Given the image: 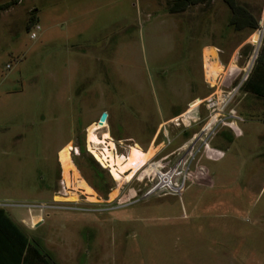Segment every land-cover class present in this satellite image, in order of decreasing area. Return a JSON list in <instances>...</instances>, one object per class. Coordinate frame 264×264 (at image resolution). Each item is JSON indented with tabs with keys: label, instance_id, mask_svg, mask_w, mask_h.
<instances>
[{
	"label": "rangeland",
	"instance_id": "obj_1",
	"mask_svg": "<svg viewBox=\"0 0 264 264\" xmlns=\"http://www.w3.org/2000/svg\"><path fill=\"white\" fill-rule=\"evenodd\" d=\"M237 1L258 23L262 15L264 29V0ZM167 3L17 0L0 12V207L17 223L35 211L33 229L21 227L43 250L52 236V249L65 251L60 264H97L95 255L99 264H264L262 101L239 89L230 107L241 136L218 127L208 145L223 158L211 162L200 152L189 165L207 176L205 185L173 193L167 180L141 173L155 168L154 155L157 162L186 141L170 128L169 145L160 134L153 143L159 124L216 86L237 83L263 35L255 45L259 24L253 33L226 28L220 0L176 15ZM32 10L36 22L27 29ZM244 41L248 49L238 48ZM228 68L231 78L220 85ZM101 113L106 121L90 128ZM79 147L83 156H74ZM100 171L105 193L93 188ZM65 235L70 241L61 242Z\"/></svg>",
	"mask_w": 264,
	"mask_h": 264
},
{
	"label": "built area",
	"instance_id": "obj_2",
	"mask_svg": "<svg viewBox=\"0 0 264 264\" xmlns=\"http://www.w3.org/2000/svg\"><path fill=\"white\" fill-rule=\"evenodd\" d=\"M35 29H38V27L35 26ZM35 36L34 32H30L28 35L29 39H34ZM253 61L254 59L249 62L241 79L230 86L226 91H222L220 88L217 89L218 86H216V89L207 98L198 99L199 104L190 107L189 103L191 102H189L181 113L166 121H162L153 138V143L160 134L163 139L161 144L169 145L168 130H170V128L175 130L180 129L182 130L181 134L184 136V133H186L188 137L183 145L162 157L157 162L153 160L154 155L149 164L154 165L155 168L148 170L147 164L144 166L145 169L144 167L141 169V173L151 171L153 172L152 176L157 178L159 182L167 180V182L163 183H166V188L173 193H179L184 188L185 183L199 186L205 185L207 183V176L197 172H191L189 170V165L200 152L203 153L206 160L211 162H216L223 158V152L211 149L208 145L209 140L215 134L218 127H226L235 137L241 136V132L236 126V121H240V118L235 113V110L230 107V103L238 94ZM228 69V71L226 70L224 72L227 79L224 78L225 80L223 79L220 82L221 84L219 83L220 85L229 82L232 68ZM209 88L211 89L214 87L213 85H209ZM201 106L205 112V117L203 118L199 115V108ZM73 155H77L76 149L73 150ZM174 155L176 159L173 158ZM162 160L164 161L163 164H159ZM161 169H165L164 172H161ZM159 184L160 183L154 184V186L148 190V194L157 190Z\"/></svg>",
	"mask_w": 264,
	"mask_h": 264
},
{
	"label": "trees",
	"instance_id": "obj_3",
	"mask_svg": "<svg viewBox=\"0 0 264 264\" xmlns=\"http://www.w3.org/2000/svg\"><path fill=\"white\" fill-rule=\"evenodd\" d=\"M213 1L214 0H168L166 11L169 15H176L194 6L207 9ZM16 2L17 0H9L4 4H0V12L7 10L9 7L16 4ZM220 2L224 4L229 11L226 28L234 33L243 31L253 33L257 30L258 21L247 4L240 3L237 0H220ZM35 22L36 10H32L27 16V29L33 26ZM263 30V28H260V32ZM242 49L245 50L248 48L243 47ZM241 88L243 93L264 103V33L261 38L259 50ZM178 114L179 113H176L173 116ZM261 115L264 117V110ZM184 137L187 138L188 135L184 133ZM78 151L79 154L83 156L84 151L82 147H79ZM82 160L88 170L95 172L94 167L96 166L90 158L82 157ZM94 174L95 184L93 188L98 192L105 193L107 189L103 188L104 176L102 171ZM0 264H54L45 253L40 252L32 242L28 241L21 229L9 219L2 209H0Z\"/></svg>",
	"mask_w": 264,
	"mask_h": 264
},
{
	"label": "crops",
	"instance_id": "obj_4",
	"mask_svg": "<svg viewBox=\"0 0 264 264\" xmlns=\"http://www.w3.org/2000/svg\"><path fill=\"white\" fill-rule=\"evenodd\" d=\"M264 4V3H263ZM246 43V44H245ZM244 45H247V41L245 42H241L240 43V45L238 46V48H241V47H244ZM204 49H205V47H203L202 48V52L204 51ZM206 50V49H205ZM215 53V52H214ZM215 57L217 58V55H216V53H215ZM210 60L211 61H213V59L212 58H207V61L204 63V61H203V78L205 79V73H206V70L208 69V67H207V65H209L211 62H210ZM217 65H219L220 66V64H219V62H217ZM221 69H222V67H221ZM221 75H220V77L218 78V81L220 80V82L225 78V79H227L226 78V75H225V73H224V71H222L221 73H220ZM203 79V81H204V83L207 85V87H209V82L208 81H212L211 79H206V81ZM224 79V80H225ZM226 83V85H227V82H225ZM224 83V84H225ZM212 85V84H211ZM36 208H38V210L39 211H36L37 213H38V215H42L43 214V211L45 210V204L44 203H40V204H36V206H35ZM0 209H2L1 207H0ZM3 210V209H2ZM4 211V210H3ZM5 212V211H4ZM35 211H32V210H28V212H27V215H28V221H25V220H21V223H17V222H15L6 212V214H7V216L9 217V219L14 223V224H16L20 229H21V231L24 233V235L27 237V239H28V241H30V242H32L33 244H34V246L40 251V252H42V253H45L46 254V256L50 259V261L52 262V263H54V264H60L58 261H59V258H61V259H65V256L63 255V252H65V251H63L62 249H61V247H60V245H58V248L56 249V250H54V249H52V242H54L55 241V239L54 238H52V236H50V238H44L43 239V241H49L50 243H51V249L49 250V249H47V248H44V250L42 249V246L40 245V243L36 240V239H30L27 235L28 234H26V232L23 230V228L22 227H24V228H28L30 231L33 229V227H32V225L33 224H35L34 223V221H33V217L35 216V215H32L33 213H34ZM40 216H38V217H40ZM48 217V216H47ZM47 217H46V219H47ZM38 222H40V224H38V225H43V222H44V220H42V219H40V221L38 220ZM30 224V225H29ZM22 226V227H21ZM39 227V226H38ZM35 230V229H34ZM59 240L61 241V242H64V241H66V242H68V241H70V238L67 236V235H65L64 236V238H60V236H59ZM89 240V239H88ZM42 241V242H43ZM102 246V245H101ZM71 252V251H73V250H71L70 248H68V250L66 251V254L68 253V252ZM62 254V255H61ZM65 254V255H66ZM95 258L94 259H96L97 260V264H99L98 263V260L100 259V255H95L94 256Z\"/></svg>",
	"mask_w": 264,
	"mask_h": 264
},
{
	"label": "bare ground",
	"instance_id": "obj_5",
	"mask_svg": "<svg viewBox=\"0 0 264 264\" xmlns=\"http://www.w3.org/2000/svg\"><path fill=\"white\" fill-rule=\"evenodd\" d=\"M262 14H263V12H262ZM261 18H262V15H261V17H260V22H261ZM260 22L258 23L259 24V31H256L257 32V34H253V36H252V39H251V41L253 40V41H255V45H257L258 44V42H259V39L262 37H260ZM254 45V46H255ZM217 66H219V65H217ZM220 67V66H219ZM196 101H199L198 99H194L193 101H191V103H189L190 104V106L193 104V103H195ZM106 118H107V116H106ZM106 121V120H105ZM96 125V123H94V124H92L91 126H90V128L92 127H94ZM152 148H154V147H152ZM155 149V148H154Z\"/></svg>",
	"mask_w": 264,
	"mask_h": 264
},
{
	"label": "water",
	"instance_id": "obj_6",
	"mask_svg": "<svg viewBox=\"0 0 264 264\" xmlns=\"http://www.w3.org/2000/svg\"><path fill=\"white\" fill-rule=\"evenodd\" d=\"M261 32H262V34H263V33H264V30L261 31ZM207 48L210 49V50H214L213 47H207ZM105 120H106V113H101V114L99 115L98 119H97L96 124H97V125H102V124L105 122Z\"/></svg>",
	"mask_w": 264,
	"mask_h": 264
},
{
	"label": "flooded vegetation",
	"instance_id": "obj_7",
	"mask_svg": "<svg viewBox=\"0 0 264 264\" xmlns=\"http://www.w3.org/2000/svg\"><path fill=\"white\" fill-rule=\"evenodd\" d=\"M77 150V149H76ZM77 153H79V151L77 150Z\"/></svg>",
	"mask_w": 264,
	"mask_h": 264
}]
</instances>
